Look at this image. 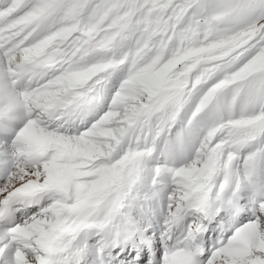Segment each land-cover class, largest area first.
<instances>
[{"label": "snow or ice", "instance_id": "obj_1", "mask_svg": "<svg viewBox=\"0 0 264 264\" xmlns=\"http://www.w3.org/2000/svg\"><path fill=\"white\" fill-rule=\"evenodd\" d=\"M0 264H264V0H0Z\"/></svg>", "mask_w": 264, "mask_h": 264}]
</instances>
